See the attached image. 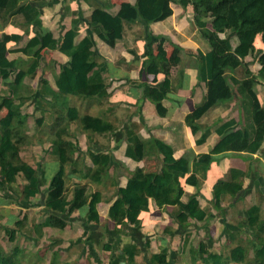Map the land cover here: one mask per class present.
Instances as JSON below:
<instances>
[{
    "label": "crops",
    "instance_id": "0c3cea01",
    "mask_svg": "<svg viewBox=\"0 0 264 264\" xmlns=\"http://www.w3.org/2000/svg\"><path fill=\"white\" fill-rule=\"evenodd\" d=\"M134 3L135 0H33L31 5L38 9L41 15L40 29L26 26L19 13L6 20L2 19L0 14V37L12 34L21 37L17 45L11 48H8L10 42L6 44L9 50L6 55L8 60L22 59L25 61V56L16 52V50L23 47L34 35L49 33L52 39L61 41L64 34L72 28L73 22H76L74 26L77 36L74 39V44L88 36L94 43L96 53L95 61L93 59L90 61L95 62L97 67L101 65L104 70L102 76L107 88V97L90 98L88 100L69 97L70 101H72L69 103V136L65 139L62 146L66 151L67 158L64 166V182L65 184L70 182V189L72 188L68 194L66 192L68 199L72 197L73 187L79 184L86 185L87 193H99L101 200L96 205L98 221L99 223L101 221L107 222L108 228L112 229L115 234L114 227L108 218V210L116 199L117 189L125 187L130 173L136 168L144 171H159L160 165L153 161V158L143 157L142 155V142L151 137L158 138L172 147L175 159L183 158L187 161L188 172L182 180V187L185 192L182 201L186 200V195H197L199 206L207 211L208 218L203 222L189 220L190 226L184 231L172 219V207H157L154 200L149 199L148 210L141 212L139 215L141 227L137 229L127 226L123 228L126 234L122 233L118 237L122 235L129 236V244H136V240L141 239L144 241V245H160V248L167 249L169 254V245L174 248V245L178 244V240L184 241L183 239L193 238L194 235L202 232L209 235L210 232L221 233L227 229L237 234L243 233L249 236L251 230L246 225L247 209L252 206H258L259 222L257 226L260 223L264 226V135L259 149L253 154L246 151L248 146L246 135H244L247 139L246 143L236 142L225 150L220 149L219 151L218 149L221 147L220 142L225 135L238 131L244 132L249 121L255 126V130L258 129L261 116L256 109L264 113V81L257 75L259 65L253 60L252 57L254 56H248L244 61L251 64L248 68L251 77L245 78L242 67H238L229 73L235 79L243 82L247 93L257 103V107L251 111V120L247 121L243 109L239 105V95L233 89V94L235 93L233 99L229 102L219 103L209 109L194 122V126L198 130L192 133L191 129L185 124V117L202 104L207 93L206 84L197 81L198 61L196 55L198 52L207 53L209 46L200 37L197 29L194 28L193 14L189 11H183L176 4L170 5L173 14L164 21L147 25L144 20H139L136 23L124 25L122 38L113 47L101 41L97 37L96 28L98 29V27H93L89 24V18L93 10L96 7L101 8L109 4V6L111 5L110 13L115 14L121 5H133ZM155 37L158 38L153 39ZM149 38H152L153 53L157 56H162L166 60L172 51L170 43L178 45L182 50L179 54V64L168 67L170 90L166 94L165 99L156 107L145 99L141 92V84L155 86L164 78L162 74L147 75L141 72L142 63L146 59L144 56V43ZM159 45L163 47V52L159 48L158 50L156 49ZM41 54L42 58L35 75L24 76L23 69L26 65H21L9 77V81L5 82L0 79V90L4 89L2 87L8 89L6 97L11 95L9 92L11 84H21V86L34 91L32 99L23 98L26 104L31 100L29 108L33 110L30 111L28 109V112L22 113L28 116V122L31 119L39 120L41 117L49 120L51 115L52 138V135L56 132V128L53 126L54 113L52 110L50 112L49 108L37 107L38 89L40 82L46 81L51 89L55 90V82L60 70L63 66L69 64V58L59 51L47 49L42 50ZM19 74H22V76L17 79ZM48 101L49 99L45 98L42 106H46ZM77 103H79L78 107ZM83 107L86 108V111L83 110ZM88 110L89 113H84ZM73 113L76 115L74 120L71 118ZM46 114L49 115L47 116ZM88 115L100 119L102 124L110 125L111 130L97 133L96 126L94 131L90 130L89 127L85 129V126L82 125L84 122L81 120L86 119ZM73 123H78V130L71 128ZM130 124L139 126L137 132L138 141L134 147L138 157L137 161L125 156V132ZM227 125L230 126L223 130V127ZM24 132H26V135L28 134V131L25 130ZM204 133L208 134L206 139L203 143H197ZM122 134H124L123 137ZM95 137L97 140H95ZM34 144L33 149L35 152L40 147L51 152V148H49L50 141L43 143L42 140L37 139ZM87 150L101 154L109 153L113 157V163L101 175V180L98 183H90L83 178L84 168H93ZM20 154H23L22 150ZM47 158L45 163L51 164L52 179L59 169V158L53 153L48 154ZM52 169L56 170L54 174ZM220 180L241 183L242 191L235 197L230 195L222 196L219 201V209H216L214 208L216 199L212 188ZM193 182L198 183V188L195 187ZM256 182L258 183L257 188H255ZM88 202L89 200L80 203L71 214H63H78L86 218L89 214ZM57 215L62 214L51 213V216L55 217ZM54 217H51L48 227L41 229V233L46 228L51 229V233L54 230L56 231L55 233L66 231L65 228L63 230L58 228L57 224L55 225ZM97 229L100 228L97 227L95 231ZM95 231H92L88 236L90 237L94 234L92 236L94 243L98 240L94 239L98 235L95 234ZM77 235L76 237L79 238ZM88 237L85 239L87 240ZM65 238L61 236V240L55 242V249L66 248L67 246H64L65 243L69 245L70 242L66 241ZM67 238L73 239L70 235ZM188 241L190 242L191 240ZM195 248L198 249V247ZM55 249L51 250V254L55 252ZM119 253L121 254L122 250Z\"/></svg>",
    "mask_w": 264,
    "mask_h": 264
},
{
    "label": "trees",
    "instance_id": "16d2710c",
    "mask_svg": "<svg viewBox=\"0 0 264 264\" xmlns=\"http://www.w3.org/2000/svg\"><path fill=\"white\" fill-rule=\"evenodd\" d=\"M33 0H0V14L2 19L21 14L23 23L26 26H32L36 29L41 28L40 12L31 5ZM87 1V0H86ZM243 0H135L133 5H121L115 14L110 13L111 5L96 7L89 18V24L98 27L97 37L108 46L113 47L115 43L122 38L124 25L136 23L144 20L147 25L164 21L172 16L171 4L180 6L183 11H189L193 14V24L202 39L209 46V51L205 54L198 52L196 55L197 81L206 84L207 93L203 102L192 113L185 117V124L191 129L192 133L197 132L198 128L194 122L202 117L209 109L219 103L229 102L233 99L234 90L239 95V105L243 109L244 115L251 120V111L257 107V103L247 93L243 82L235 79L230 72L238 67L244 69L245 78L251 77L249 71L250 62L244 59L248 56L259 65L257 75L264 81V50L256 52L255 42L257 36L264 34V20L260 23L251 25L244 23L240 26H234V18L230 9H234L235 14L244 11ZM260 8L264 10V2ZM249 16L258 18L256 11H251ZM209 19L210 21H206ZM72 28L68 30L61 41L51 38V34L34 35L23 47L16 52L25 56L24 60H8L6 58L9 52L8 48L17 45L20 36L12 34L0 37V79L7 82L9 77L16 72L21 65H26L24 76H33L38 68L44 49L50 51H59L69 58V64L63 66L56 80V89L53 90L46 81H41L38 89L37 107L42 106L45 98L49 101L46 108L53 111V126L56 132L50 138L51 153L59 158V169L51 179V196L46 200L44 206L49 212L58 214H71L74 209L83 201L89 200V214L86 217L87 222L94 221L97 218L96 205L100 202L99 193H87L86 185H76L72 190V197L68 199L65 188V164L67 162L66 151L62 147L65 139L69 136V109L70 98L86 99L107 97V88L104 83L102 66L94 64L88 70L85 62L95 59L96 53L94 43L87 36L82 38L77 44L74 39L77 36L75 28L76 22H73ZM230 24L234 46L230 40L223 41L218 38V33L226 31L227 24ZM155 37L153 39H156ZM152 38L144 43V56L146 59L142 63L141 72L147 75L162 74L164 78L155 86L141 84L142 96L155 107L165 99L170 90V74L167 73L168 67L176 66L180 62L179 54L182 52L178 45L170 43L172 47L171 54L166 60L160 55L153 53ZM10 42L8 48L6 44ZM141 73V74H142ZM244 78V79H245ZM234 89V90H233ZM10 96L0 99V112L5 110V115L0 118V181H6L8 184H14L17 178L24 181L21 195L24 201H30L41 193L44 185L43 173H38L34 168L24 162L19 153L24 145L28 143L26 132L28 116L22 113L24 99H31L34 91L24 86L11 84L9 86ZM42 108V107H41ZM261 116L258 123V129L255 130L252 122L246 125L244 132L238 131L222 138L221 147L218 149H227L230 145L237 143H246L248 153H255L260 145L264 135V113L256 109ZM51 120V118H49ZM43 118L34 120L37 125L42 123ZM96 125V132L103 133L111 130V126L102 124L100 119H92ZM230 125L223 127V130ZM139 126L130 124L125 132V156L137 161L138 157L134 151L137 144V132ZM27 131V130H26ZM245 133V134H244ZM208 134L204 133L197 143H203ZM246 135L247 139L244 137ZM87 154L93 168H84V179L90 183H98L101 175L104 174L113 163L111 154L94 153L87 150ZM143 157H151L152 160L160 165L159 171H144L136 168L130 173L126 185L117 189L116 199L112 202L108 210V218L111 221L116 234H126L123 228L131 226L141 227L139 215L148 210V200H154L157 207L170 206L172 219L186 231L190 226L189 220L203 222L208 218L207 211L201 209L197 200V195H186V200L182 201L185 192L182 187V180L186 177L188 168L187 161L183 158L175 159L173 157L172 147L158 138H149L142 142ZM198 188V183L193 182ZM258 183H255V188ZM242 191L241 183L218 181L212 188L216 199L214 208L219 209L220 198L224 195L236 196ZM48 212V213H49ZM259 207L252 206L247 209L246 225L251 230L249 233L250 242L254 243L252 248V257H248V251L243 245V240L237 233L225 230L224 235L228 237L230 243L234 246L230 249L227 256L208 252L206 256L201 255L198 250H193L196 255L192 261L198 259L202 264H264V226L260 223L258 217ZM51 222V214L41 223L38 228L41 230L48 227ZM20 221L15 222L19 227ZM257 228V229H256ZM16 230H8L10 242H14ZM41 231L39 232V236ZM148 245V244H146ZM105 251H111V244H104ZM190 249H194L190 246ZM137 246L128 244L123 246L121 255L125 258L126 264H134V258L137 254ZM18 248H14L10 255H6L0 246V264H16L15 256ZM56 254L55 252L53 253ZM168 250L161 249V256H167ZM172 255L174 253L172 252ZM171 255V258H172ZM158 254H153L149 258V264H161ZM162 264H169L167 262Z\"/></svg>",
    "mask_w": 264,
    "mask_h": 264
},
{
    "label": "rangeland",
    "instance_id": "374dc122",
    "mask_svg": "<svg viewBox=\"0 0 264 264\" xmlns=\"http://www.w3.org/2000/svg\"><path fill=\"white\" fill-rule=\"evenodd\" d=\"M242 2L244 4V11L242 13L235 14V10L232 8L230 9V12L234 18V26H240L244 23L255 25L264 20V10L260 8V5L264 2V0H243ZM251 11H256L258 18L255 19L249 16V13ZM205 20L208 22L210 21L209 19ZM190 26L193 27L192 25ZM194 28H196L195 25ZM217 36L220 40H230L232 42L231 44H234L235 39H233V32L231 31L229 23L226 26V31L224 33H218ZM158 48L161 52H163V47L159 45V47H157L156 49L158 50ZM254 48L255 54L256 52L264 50V34H260L257 36ZM94 64L95 62L88 61L85 62L84 65L88 70H90L94 66ZM21 76L22 74H19L17 79H20ZM2 88L4 89L0 90V96L5 97L7 96L8 89H6V87ZM30 101L29 103L27 102V104L25 103L22 106V112H28V109L30 111L33 110L32 108H29V106L31 105ZM78 106L79 103H77V107ZM41 107L44 108L46 106ZM83 110L86 111V108L83 107ZM84 113H89V110ZM4 114L5 110H2L0 112V116L2 117ZM46 115L48 116L49 114ZM72 116L73 117L71 118L72 120H74L76 115L73 113ZM86 117V119L81 120L82 122H84L82 123V125L85 126V129L89 127L90 130L94 131L96 126L92 121V118L94 117H91L89 115ZM49 118H51V115L49 116ZM122 121L124 122V120ZM71 128H79L78 123L71 124ZM24 130L28 131V134L26 135V141L28 143H26L27 145H24V147L21 149L23 154L21 155L19 153V156L20 158L22 156L21 159L24 160V162H26L32 168H34L38 173H43L44 185L41 188V193L39 195L31 199L30 201H24L20 193L24 184V181L21 178L18 177L17 181L14 184H8L3 180L0 181V246L2 247L5 254L10 255L15 247L18 248V253L15 256L16 264L125 263L124 256H122L119 252L122 250L123 246L129 244V236L122 235L118 237V235L120 234H114L112 232V229L108 228V223L104 221H101L99 223L98 218H96L94 222L91 221L89 223L86 221L85 217H83L82 215L81 217L78 214H62L55 217L51 216L54 217L53 220L55 221V225H58V228H62L63 230L65 228L68 232L61 231L62 233H55L56 231L54 230L51 233V229L46 228L39 236V232L41 231L38 228L39 224H41V222H43L49 216V214L52 213L49 212V210H47L44 206L46 200H48L49 196H51V164L45 163V161L48 159L47 155L51 154V152L48 151V149H44L43 147H40L35 152L33 148L35 146L34 143L37 141V139L42 140L43 143H48L50 141L51 120L43 119L42 123L40 125H37L35 121L31 119L27 123V128ZM74 132L76 131L74 130ZM123 135L124 134H122V137ZM95 140H97L96 137ZM55 171L56 170L52 169L53 174L55 173ZM70 186V182L66 184L67 194L72 189H70ZM17 221L21 222L19 227L15 225V222ZM97 227L100 229H97L95 231ZM102 229L104 230L102 231ZM8 230L17 231L14 242H10ZM92 231H95V234H98L96 238H94L98 239L95 243L92 241V236H94V234L88 237ZM69 235L73 237V239L67 238L69 237ZM76 235L79 236V238L76 237ZM209 235L205 234V232H202L194 235L193 238H186L187 241L191 240L190 242L188 241V244L190 243L189 245L193 246L192 248L194 249H190L186 239H183L184 241L178 240V244L174 245V248H171V245L168 244L169 254L164 257L161 256L160 245H144L143 240L137 239L135 245L137 246L138 250L134 258V264H149V258L153 254H158L160 256L159 260L161 264L165 262L169 264H202V262L198 259L192 261V257L196 255L195 252L193 253V250H196L195 247H198V252L203 256H206L208 252L227 256L230 249L234 246V243L229 242L228 237L224 235V231H222L221 233L210 232ZM238 235L243 240V245L248 251V257L251 258L254 243L250 242V236H248L247 234L242 233L237 234V236ZM61 236L66 237L65 240L70 243L69 245H67V243L64 244V246H67L66 248L63 247L55 249V242L61 240ZM262 236H264V234ZM82 237H84V239L88 237V239L84 240L82 239ZM104 244H111L112 246L114 245V247L111 249V251H105L103 247ZM53 249H55V255L51 254V250ZM172 252H175L174 255H172Z\"/></svg>",
    "mask_w": 264,
    "mask_h": 264
},
{
    "label": "water",
    "instance_id": "95a60500",
    "mask_svg": "<svg viewBox=\"0 0 264 264\" xmlns=\"http://www.w3.org/2000/svg\"><path fill=\"white\" fill-rule=\"evenodd\" d=\"M123 264H125V263H123Z\"/></svg>",
    "mask_w": 264,
    "mask_h": 264
}]
</instances>
